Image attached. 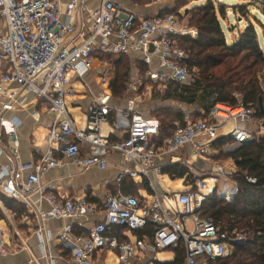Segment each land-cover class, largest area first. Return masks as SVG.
I'll list each match as a JSON object with an SVG mask.
<instances>
[{"label": "built area", "instance_id": "obj_1", "mask_svg": "<svg viewBox=\"0 0 264 264\" xmlns=\"http://www.w3.org/2000/svg\"><path fill=\"white\" fill-rule=\"evenodd\" d=\"M180 36H198L197 27L190 25L181 13L140 17L114 0H103L96 9L87 8L81 0H0V155L5 152L8 157L7 165L0 171V195L31 204L33 194L42 193L49 204V209L40 206L37 211L42 223L49 218L89 217L91 226H83L77 232L72 223H67L56 236L77 264H96L100 254L110 250L115 252L119 264H130L146 255L151 256L145 264H175L181 244V264H207L209 260L231 256L246 239L245 232L223 230L213 218L200 215L204 201L214 193L228 202L235 200L239 192L238 184L231 178L235 162L232 168L218 164L217 172L212 174L190 171L184 179L186 188L169 195L172 209L163 201L157 177L163 174L165 157L174 156L188 144L195 156L210 154L215 140L230 123L234 124L229 132L235 139L233 145L255 140L263 129L254 110L241 101L237 105L217 102L208 111L200 109L199 118L187 117L185 123L177 122L173 134L163 142L156 138L161 121L137 110L138 89L147 83L142 94H152L156 86L163 93L169 86L190 84L193 71L187 63L189 54L179 43ZM131 53L142 58L147 70L132 76L126 89V106L115 110L112 127L121 136L112 139L102 132L112 109L111 92L98 95V102L88 112L87 127L79 128L67 104V98L76 94L70 73L83 78L98 59L103 68L102 83L109 89L116 73L115 58ZM30 94L45 101V112L54 118L47 136L48 148L37 161L24 162L18 139L22 119L17 114L22 109L16 105L29 103ZM28 108H33L31 115H40L41 111L34 107L23 110ZM249 121H256L259 128L252 131L244 127ZM2 132L10 141L6 149L1 146ZM110 153L123 155L133 167L118 177V186L106 194L103 203L92 202L87 196L42 191V175L63 165L64 159L81 169L93 165L106 168ZM27 170L29 174L19 180V175ZM219 174H225L223 182ZM124 175L146 180L149 191L145 190L143 196L125 193L120 187ZM248 181L254 183L256 179L249 177ZM0 208L14 226L15 237L23 240L1 196ZM150 223L155 225L150 237L131 233ZM116 227L127 228L128 239H122L115 232ZM39 233L43 236V228ZM5 235L6 230L0 227L2 256L9 253ZM51 240L50 235L43 237L42 247ZM160 253L172 256L162 259ZM48 257L49 264H58L55 256Z\"/></svg>", "mask_w": 264, "mask_h": 264}, {"label": "trees", "instance_id": "obj_2", "mask_svg": "<svg viewBox=\"0 0 264 264\" xmlns=\"http://www.w3.org/2000/svg\"><path fill=\"white\" fill-rule=\"evenodd\" d=\"M257 4L264 14V3ZM227 9L224 3L217 5L215 0H208L204 5L188 11L189 23L197 27L198 36H180L178 40L189 54L187 63L193 71L192 80L190 84L171 88L165 95L158 90L152 96L154 99L198 104L207 111L217 102L237 105L241 101L254 110V117L261 119L264 129V112L259 106V98L263 96L264 100V48L252 22L242 30H233L236 33L235 40H227L222 24V20L228 17ZM234 10L242 18L249 19L248 4L236 5ZM168 13L172 12L165 11L162 14ZM125 58L122 56L118 60L116 76L111 81L110 87L115 98L124 95L130 79L131 61L129 57L127 61ZM140 66V73H145L147 66ZM154 112L157 115L154 117L161 121L156 136L160 142L173 134L177 122L185 123L188 117L182 108L162 107ZM195 115L196 112L191 117ZM234 143L232 135L222 134L215 140L214 146L220 150L218 159L232 158L235 162L231 178L238 184L239 192L233 202L220 198L216 193L210 195L204 201L200 215L213 218L223 230L245 232L246 239L236 246L231 256L209 260L207 264H264V131L255 140L226 151V147ZM163 173L173 178H183L190 173V168L179 162L165 163ZM249 177L255 178L256 182L248 181ZM120 187L125 193L143 196L141 190H148V183L146 180L138 183L134 178L124 176ZM0 196L6 207L14 211L18 218L27 215L24 203L3 194ZM154 229L155 225L150 223L142 230L131 233L140 238L145 235L150 237ZM115 232L122 239L129 237L127 228L116 227ZM183 257L184 246L181 244L177 249L175 264H181Z\"/></svg>", "mask_w": 264, "mask_h": 264}, {"label": "crops", "instance_id": "obj_3", "mask_svg": "<svg viewBox=\"0 0 264 264\" xmlns=\"http://www.w3.org/2000/svg\"><path fill=\"white\" fill-rule=\"evenodd\" d=\"M67 1L69 0H62L63 3ZM81 1L82 4L87 8L96 9L101 5L103 0ZM114 1L117 2L125 10L136 12L140 17L155 15L157 13H164L168 7L172 6V0ZM255 3L257 2L255 1ZM240 4L242 3L236 5ZM236 5H231L233 7L232 12L234 13V6ZM179 13L183 14L185 19L189 20L186 12ZM80 20L81 12L79 10L76 15V21L79 23ZM222 24L226 32L227 40L229 42L235 40L236 33L230 31V27L227 25L225 20H222ZM226 26L228 30H226ZM227 32H229V35L227 34ZM122 56L130 58L132 66L131 75H136L137 72H140V65H145L142 58L135 53L121 54L120 56L115 58L114 63L116 65V72L118 60ZM102 74L103 68L101 67V63L98 59L94 61L93 69L87 72L83 76V78H79L74 74H71V82H74L75 85L78 86V88L75 89L76 94L70 95L68 97V108L76 122V125L79 128L84 129L87 127L88 123V112L90 108L94 106L96 102H98V95H100L102 92H111L110 104L112 109L109 113L108 120L105 121L102 125V132L105 135H109L112 139H117L119 138V136H121V134L116 130L114 131L112 127L115 119V110L125 108L126 100L125 102H123V104L118 103L119 101H117L113 97L111 87L108 89V86L102 83ZM115 76L116 73L112 78L114 79ZM148 96L153 98L152 94H148ZM28 100L29 103L27 104L16 105L18 106L16 108L22 109V111H18L17 114H19L22 119V122L18 128V139L20 143L19 153L22 161L24 162L37 161L40 158L41 154L48 148L47 136L49 134L54 118V115L52 113L45 112L44 108L48 105L45 101L39 100V98L35 97L33 94L28 95ZM182 104L193 108L191 106L193 104ZM27 107H34L36 110L41 111L40 115H31L29 111H31L33 108H28V111L23 110ZM198 107L199 110L204 109L202 107L200 108V106ZM182 108L186 112L188 117H191V115L194 114L193 111H187L185 107ZM243 126L252 131H255L259 128L256 121H249L248 123L243 124ZM233 127V123L226 125L223 128L221 135L229 134ZM2 135L7 138L5 141L1 140V146L6 149V146H8L10 141L4 132H2L1 138ZM59 155L61 156L60 153ZM219 155L220 150L216 149V146H214L210 154H206L201 157L195 156L193 154V148L191 144H188L184 148L176 151L174 153V156L165 157L163 164L168 163L171 159H176L175 161L186 165L190 168V171H196V174L198 175L205 172L212 174L214 172H217L216 170L218 164H222L226 168H229V166L234 163L233 159L230 158L231 162L226 164L224 160L218 159ZM107 160L108 166L106 168H101L99 165H93L88 169H81L73 162L64 159L63 165L54 169H50L42 175V191L44 193L52 191L61 196H87L90 201L101 204L104 202L106 194L118 186V177L125 173L126 168L133 167V165H130L126 162L123 155L118 153H110L107 157ZM7 163L8 157L4 152L0 155V171L7 165ZM29 171L30 170H27L22 175H19V180H21V178L24 179L29 174ZM184 179L185 177L173 178L169 174L165 173L157 177L158 185H160L161 187H164V184H166L167 181L168 183L173 184L177 183V181L179 180H182V183H180L178 188L173 189V191L184 190L186 188ZM225 179L226 177L224 178V180ZM224 180L221 179L222 182ZM135 181L141 183V177L135 178ZM141 192L145 193V190L142 189ZM2 202L5 205L3 200ZM24 204L27 208V215H23L21 218H18L15 212L11 211L15 222L14 224H16V226L20 230L23 240L20 237H15L14 226L10 224L9 221L5 218L4 213L0 208V227H3L6 230L5 240L8 243L7 246L9 249L8 254L3 256L0 255V264H49L48 255L55 256L58 259V264H77L73 260H71L69 251L59 245L56 236L59 232H61V230L67 223H72L75 230L79 232V228L81 230L83 226L89 227L92 225L93 221L89 220V217L82 216L74 220L49 218L46 219L44 223H42L38 220L37 211L40 206L45 210L49 209V204L40 192H35L33 194L31 204ZM188 223V225H191V220H189ZM41 228H43V236H40L39 233V230ZM47 235H50L52 237V240L50 243L46 242L47 245L44 248L42 247V238L44 237L46 239ZM25 245L26 247L23 248L22 246ZM150 256L151 255H146L144 258L135 259L133 261V264H145V260H147ZM159 256L162 259H167L170 258L172 254L160 253ZM116 260V255L114 253L104 252L100 254V258L97 259L96 264H107V262L109 264H117Z\"/></svg>", "mask_w": 264, "mask_h": 264}, {"label": "rangeland", "instance_id": "obj_4", "mask_svg": "<svg viewBox=\"0 0 264 264\" xmlns=\"http://www.w3.org/2000/svg\"><path fill=\"white\" fill-rule=\"evenodd\" d=\"M207 1L208 0H172V2H171L172 6L168 7L166 9V11H170V12L175 13V14H179V12H182V13L186 12L188 14V11L190 9H192L193 7H196V6L204 5ZM255 1H257L259 3V0H255ZM255 1L254 0H215V3L217 5L221 4V3H225L228 6V9H227L228 17L225 19V22L230 27V29H232V30H230L231 32H233V30H236V29L242 30L245 26L248 25L249 22H252L256 27V30H257V33L259 36L260 44L264 48V14H262L258 4L255 3ZM231 3L234 5L239 4V3L248 4L249 5V13H250L249 19H247L246 17L242 18L240 14L238 15V14L232 12V6H231L232 4ZM230 11H231V13H230ZM226 30H228L227 26H226ZM227 34L229 35V32H227ZM127 60H128V58L126 57L125 61H127ZM135 72H134V74H135ZM71 74H74V73L71 72L70 77L72 76ZM132 76L133 75H130V79ZM130 79L126 84V89L129 85ZM70 83L74 86L75 89L78 88V86L75 85L74 82L73 83L70 82ZM171 88H174V86H169L167 89L170 90ZM143 89H144V86L138 89V93L140 95H138V97L136 98L137 99L136 108H137V110L145 113L146 115L157 116L156 113L154 112V110H156L158 108H162V107H172V108L185 107V109L187 111H193V112L197 113V115L193 116L194 119L199 118L201 116L200 113H198V110H199L198 104L191 105L193 107V108H191L190 106H185V104H182L181 102H175L172 99H165V100L154 99V98H151L150 96H148V94L143 95L142 94ZM155 91H158L157 86L155 87V90L154 89L152 90L153 96L155 94ZM166 93H167V91H164L161 94L165 95ZM131 96H133V94H131ZM126 98H127V95H126V90H125V94L121 98L116 97L115 99L117 101H119L118 103L123 104V102H125ZM67 104H68V98H67ZM229 130H230V127H229ZM262 131H264V129H262ZM227 132H228V130H227ZM1 139H2V141H5L7 138L2 135ZM232 148H234V147L233 146L226 147V151L230 150ZM222 160H224L226 164L231 162L230 158H222ZM230 167H234V163H232L229 166V168ZM219 176L221 177V179L224 180L225 174H219ZM180 183H182V180H179V181H177V183H173V184H170L167 181L166 184H164V187L163 186L161 187L159 185L160 191H161L162 196H163L164 204L171 207V209H172V205H170L171 202L169 201V195L171 194L173 189L178 188ZM110 252L115 254V252L112 250L105 251V253H110ZM116 259H117L116 260L117 264H119V260H118L117 256H116ZM107 264H109V263L107 262ZM130 264H133V262H131Z\"/></svg>", "mask_w": 264, "mask_h": 264}, {"label": "water", "instance_id": "obj_5", "mask_svg": "<svg viewBox=\"0 0 264 264\" xmlns=\"http://www.w3.org/2000/svg\"><path fill=\"white\" fill-rule=\"evenodd\" d=\"M259 106H260L261 111L264 112V100H263V96H261L259 98ZM239 145H241V143L236 144V145H232V146L238 147Z\"/></svg>", "mask_w": 264, "mask_h": 264}]
</instances>
